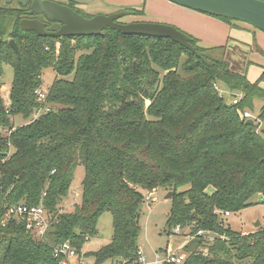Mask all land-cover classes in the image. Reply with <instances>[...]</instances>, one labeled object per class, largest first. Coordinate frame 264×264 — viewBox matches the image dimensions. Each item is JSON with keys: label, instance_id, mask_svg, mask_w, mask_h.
Here are the masks:
<instances>
[{"label": "trees", "instance_id": "trees-1", "mask_svg": "<svg viewBox=\"0 0 264 264\" xmlns=\"http://www.w3.org/2000/svg\"><path fill=\"white\" fill-rule=\"evenodd\" d=\"M25 9L0 5V264H60L54 250L67 241L94 264H137L142 206L162 188L173 193L168 234L192 235L182 248L185 264H264V226L243 233L222 217L251 206L256 195L264 201V66L255 80L248 77L252 61L243 71L231 68L230 38L203 46L189 34L199 57L171 38L112 28L42 36L21 27ZM7 64L9 104L1 93ZM48 68L57 76L42 103L36 91ZM220 82L242 94L237 104L226 101ZM255 99L263 103L247 124L242 112L253 111ZM15 118L26 122L16 125ZM79 165L80 201L63 211ZM19 204L45 208L50 225L43 236L6 219ZM104 212L112 214V240L86 252ZM199 229L217 236L209 242Z\"/></svg>", "mask_w": 264, "mask_h": 264}, {"label": "rangeland", "instance_id": "rangeland-1", "mask_svg": "<svg viewBox=\"0 0 264 264\" xmlns=\"http://www.w3.org/2000/svg\"><path fill=\"white\" fill-rule=\"evenodd\" d=\"M60 3L71 4V0H53ZM78 1L80 7L90 13H111L119 10H125V6L134 5L138 9H145L144 14L141 15H127L122 17V21L130 20H140V21H153V22H162L172 24L179 27L182 31L187 34H192L195 37H202L203 41L201 44L207 45L208 43H213V40L221 43L228 41L229 33L225 34V29L222 26L213 24L211 21L213 19L220 20L216 17H213L207 13L196 11L184 6L177 5L169 0H128V3H123L122 0H117L113 2L112 0H74ZM126 1V0H123ZM12 4L13 6H18L16 0H0V5L6 6ZM124 7V8H123ZM222 21V20H220ZM224 22V21H222ZM241 22V21H240ZM227 23V22H225ZM244 23V22H243ZM229 24V23H228ZM247 24V23H246ZM233 25V24H232ZM250 25V24H249ZM233 26H238L234 24ZM247 27V26H246ZM252 27V26H250ZM254 29V27H252ZM258 29V28H257ZM262 31V30H261ZM207 37V38H206ZM200 39V38H199ZM211 40V41H210ZM230 37L229 44H234ZM215 44V43H214ZM240 47V46H239ZM256 48V47H255ZM242 49H247L242 47ZM242 49L231 48L229 53V63L230 67L236 71L244 70V55L242 54ZM4 76H3V85L1 88L2 96L5 101L9 97L10 86L13 80V68L11 65L7 64L4 66ZM57 76L56 71L53 68L45 69L43 75V88L48 90L53 81ZM221 93L223 92L224 97L227 102H231L233 97L230 95L232 93L241 94L239 91L232 92L227 86L223 83H218ZM242 98V97H241ZM261 101L259 99L254 100V119L258 116L260 111ZM248 111H251L248 109ZM15 124L25 123L26 120L15 118ZM250 119V118H249ZM253 119V118H252ZM7 131V130H6ZM85 175V168L83 165H79L75 171L74 182L70 191V194L67 199L62 203L63 211H72L74 209L75 203L80 201L78 197L76 201V191L81 192L82 190V181ZM170 191L165 189H159L155 192L153 199L150 200L146 198L144 205L141 210V233L139 237V245L143 252L149 257L152 258L156 251L160 249H167V247L173 246L177 247L180 243H183L184 237L186 236V231L184 230L177 236L169 235L167 230V219L171 209V198H166L167 194ZM253 204L249 207H246L240 212H233L229 216H222L224 218L225 224L230 226L234 230L250 233L258 230L260 227L264 226V201L261 195H256L253 199ZM13 216L6 215V219ZM15 218V217H14ZM18 219L19 218H15ZM260 223V225H258ZM97 233L90 237L84 246V251H97L102 246L108 244L112 240L114 228H113V218L110 212H104L98 221L97 224ZM188 232V231H187ZM38 236V235H37ZM165 249V250H166ZM87 262H93V258H86Z\"/></svg>", "mask_w": 264, "mask_h": 264}, {"label": "water", "instance_id": "water-1", "mask_svg": "<svg viewBox=\"0 0 264 264\" xmlns=\"http://www.w3.org/2000/svg\"><path fill=\"white\" fill-rule=\"evenodd\" d=\"M177 5L184 6L196 11L209 13L212 15L228 17L237 21L250 24L264 31V0H169ZM27 0L23 5H26ZM29 14H43L50 22H60L62 26L57 31H50L46 28V23L39 19L23 18L20 25L25 30H32L42 36H82L102 34L108 28L117 29L125 34L148 35L154 37L171 38L173 41L183 45L196 53L201 54L193 46V38L168 23L153 21H136L130 23H119L117 19L130 14L129 10H122L110 15L97 14L92 18H86L76 10L67 5L60 4L52 0H33ZM13 48L19 52L14 40L10 41ZM207 64H212L211 60L204 59ZM247 124H253L254 119L246 120ZM170 191L166 198H171ZM260 225V223H258Z\"/></svg>", "mask_w": 264, "mask_h": 264}, {"label": "built area", "instance_id": "built-area-1", "mask_svg": "<svg viewBox=\"0 0 264 264\" xmlns=\"http://www.w3.org/2000/svg\"><path fill=\"white\" fill-rule=\"evenodd\" d=\"M217 87V86H216ZM223 93V92H222ZM38 101L44 103L46 100L47 90L44 88H40L36 91ZM242 97V94H235L233 96L232 102L237 104ZM6 104H9V97L6 100ZM48 106L40 109L36 112L35 117H38L42 111H48ZM242 115L245 119L254 118V115L251 111L245 110L242 112ZM77 195L79 194L76 192ZM8 216H13L15 218H19V220L25 221L27 229L35 232L39 236H43L50 225L49 219L46 215L45 208L42 205L38 206H30L25 204H19L15 206H11L7 211ZM224 216H229L231 213L229 211L224 212ZM182 230L180 226L175 228V231L178 233ZM182 232V231H181ZM189 232V231H188ZM187 232V233H188ZM197 235L203 236L209 242H213L216 238L217 234L211 231H206L203 229H199ZM192 238V235L189 233L183 238V243L177 245V247L169 246L164 252L156 251L152 258H149L141 249L139 252V259L137 264H163L165 261L172 262L174 264H185L187 258V252L183 251L184 244ZM55 257L59 259L60 264H94L93 262L89 263L85 258H80L76 249L73 245L67 241L58 245L54 250ZM105 264H136L135 262L119 261L113 260L109 261Z\"/></svg>", "mask_w": 264, "mask_h": 264}, {"label": "crops", "instance_id": "crops-1", "mask_svg": "<svg viewBox=\"0 0 264 264\" xmlns=\"http://www.w3.org/2000/svg\"><path fill=\"white\" fill-rule=\"evenodd\" d=\"M113 2H116L117 0H112ZM123 3H128L129 1H123ZM213 24L218 25V26H222L223 29H225L224 32V36L225 34L229 33L228 38H232V42L234 44L231 45V48H239L242 49V47H245L247 49V51L245 49H242V54L244 55V60H245V64L247 60L252 61V64L249 65L248 67V77L251 80H255L257 79L260 74L263 71V66H264V31L258 30V29H253L252 27H250L249 24L243 23V22H233L232 24H238V26H233L232 24H228L225 22H222L220 20L217 19H213V21H211ZM247 26V27H246ZM200 38V42L202 43V37ZM207 38V37H206ZM213 40V43H208L207 45H203V46H214V45H220L223 44L221 42H217L215 41V39H211ZM210 40V41H211ZM215 43V44H214ZM230 45V44H229ZM240 46V47H239ZM256 47V48H255ZM241 51V50H240ZM264 84V83H263ZM236 94V93H235ZM234 93L230 94L232 97L235 96ZM261 101V105L263 103V101L261 99H259ZM260 105V107H261ZM253 114V111H251ZM254 115V114H253ZM78 193H80L79 191H76ZM77 195V193H76Z\"/></svg>", "mask_w": 264, "mask_h": 264}, {"label": "flooded vegetation", "instance_id": "flooded-vegetation-1", "mask_svg": "<svg viewBox=\"0 0 264 264\" xmlns=\"http://www.w3.org/2000/svg\"><path fill=\"white\" fill-rule=\"evenodd\" d=\"M10 1H13V0H10ZM16 1H17V3H18L19 5H22V6H24V7L26 8V9H25L26 16H25L24 18H29V19H39V20L45 22V23H46V28H47L48 30H50V31H57V30H59L60 27L62 26V23H60V22H50V21L46 20V18L44 17L43 14H29L28 12H29V10H30V6H31V3H32L33 0H27L26 5H23L25 0H16ZM52 1H53V0H52ZM72 1H74V0H71L70 3H71ZM55 2H56V1H55ZM75 2H78V1H75ZM58 3H60V2H58ZM60 4L67 5V6L71 7L72 9L76 10L78 13L82 14V15H83L84 17H86V18H92V17H94V16L97 15V14H90V13L84 11V10L80 7V5H79L78 3L75 4L74 7L70 6L68 3H65V4H64V3H60ZM130 6L133 7L134 5H127V6H125V8H127V9H125V10H129V11H131V13H130V14H127V15H134V16H136V15L134 14L133 10L130 9V8H128V7H130ZM123 8H124V7H123ZM123 10H124V9H123ZM80 11H82L83 13H81ZM119 11H122V10H119ZM119 11H115V12H111V13H106V14H105V13H98V14L110 15V14H113V13H117V12H119ZM84 14H86V15H87V14H88V15H91V17H87V16H85ZM127 15H124L123 17H125V16H127ZM121 18H122V17H121ZM121 18L117 19L116 22H119V23H130V22L140 21V20H136V19H135V20H130V21H122Z\"/></svg>", "mask_w": 264, "mask_h": 264}]
</instances>
